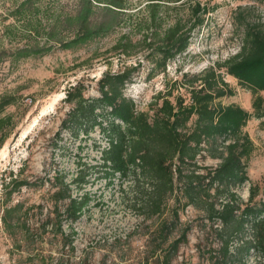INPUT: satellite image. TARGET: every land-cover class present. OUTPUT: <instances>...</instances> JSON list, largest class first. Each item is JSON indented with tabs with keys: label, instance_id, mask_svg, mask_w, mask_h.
Listing matches in <instances>:
<instances>
[{
	"label": "trees",
	"instance_id": "1",
	"mask_svg": "<svg viewBox=\"0 0 264 264\" xmlns=\"http://www.w3.org/2000/svg\"><path fill=\"white\" fill-rule=\"evenodd\" d=\"M45 1L60 2L24 0L11 12L20 26L11 25L7 30L21 32L28 39V44L12 55L15 63L43 57L57 47L76 50L109 36L125 22L130 2L75 0L73 13L55 9L49 24H44L41 5ZM149 1V20L143 22L140 32L145 35V46L152 48L149 39L161 20L162 0ZM258 1L264 4V0ZM213 11L197 4L192 9L196 22L185 36L181 34V24L164 31L155 49V56L160 57L159 67L165 71L169 60L189 48L194 29L205 22L202 15ZM118 47L124 49L126 56H133L138 44L131 36H124ZM6 55L7 52L0 51L1 59ZM137 69L106 73L99 82L100 96L96 98H87L82 84L68 90L65 102L72 108L62 122V131L76 137H90L99 131L102 141H106L101 158L96 164L80 160L71 179L58 169L52 176L37 177L35 181L21 178L24 169L18 175L11 172L3 178L6 208L2 222L6 232L30 233V219L43 215L42 205H10L13 196L25 187L50 186L53 210L42 222V230H38L41 235L52 233L65 238L69 237L65 225L72 227L79 222L91 205V196L86 192L91 179L105 180L106 185L118 179L129 183V188L141 198L138 211L145 219L166 217L157 229L161 241L154 252L155 264H174L181 247L188 243L192 228L181 221V212L188 208L203 215L205 230L209 229V235L220 245V255L213 264H248L249 257L254 258L255 264H264V193L257 201L261 189L252 185L247 203L238 194L250 181L246 161L255 150L245 129L251 119H256L264 131V28H246L241 51L225 62L196 75L186 74L181 87L187 88L189 102L169 91L157 96L149 111L139 110L135 101L125 95ZM223 70L252 93L253 112L220 102L235 94ZM17 104L16 96L0 95V151L19 123L14 115L3 114ZM207 158L219 160L220 164L216 168L204 166L201 163ZM72 231V236L76 235L73 228ZM176 231L179 237L174 235Z\"/></svg>",
	"mask_w": 264,
	"mask_h": 264
},
{
	"label": "rangeland",
	"instance_id": "2",
	"mask_svg": "<svg viewBox=\"0 0 264 264\" xmlns=\"http://www.w3.org/2000/svg\"><path fill=\"white\" fill-rule=\"evenodd\" d=\"M23 1L0 0V51L7 52L4 60L0 57V95L7 93L18 98L17 106L8 108L3 116L12 114L19 121L0 151V264H137L147 260L155 264L157 254L154 252L161 241L157 229L166 217L147 220L140 215L138 200L141 198L129 188V183L116 179L113 184L106 185L105 180L92 178L86 189L92 199L91 205L79 222L72 227L65 225L69 237L63 238L52 233L41 235L38 230L53 210L50 186L43 189L25 187L13 196L10 205H42L44 210L43 215L30 219V233L8 234L2 222L6 208L1 186L3 178L9 177L11 172L18 175L24 169L21 178L35 181L37 177L52 176L58 169L64 170L71 179L80 160L94 164L100 160L106 141H102L99 131L90 137H76L62 131V122L72 108L65 99L73 86L82 84L86 97L96 98L100 96L99 82L106 73L137 67L125 88V95L135 101L139 110L149 111L157 96L169 91L189 102L187 88L181 87L184 76L199 74L238 54L244 45L246 28H264V4L258 0H162L159 5L161 20L149 39L153 47L148 48L140 29L143 22L149 20L147 6L150 1L130 0L125 22L109 36L76 50L57 47L43 57L15 63L12 55L18 48L25 47L28 39H24L21 32H10L7 27L20 26L11 12ZM197 4L215 11L202 15L205 22L194 29L189 48L169 60L164 71L157 64L160 57L155 56L159 40L166 29L178 24L184 26L181 34L185 36L196 22L192 9ZM41 7L44 24H49L55 9L73 13L75 0H60L57 4L45 1ZM124 36H131L138 44L133 56H126L124 49L118 47ZM221 72L235 94L220 102L226 106L236 104L253 112L252 93L225 70ZM245 131L255 145L254 153L246 161L250 181L238 190L247 203L252 185L261 189L257 201L264 193V131L256 119L249 121ZM201 164L216 168L220 161L207 158ZM202 218L203 215L193 208L181 212L182 223L192 230L174 264H213L218 260L220 245L209 235V229L205 230ZM72 228L76 232L74 236ZM174 235L179 237L178 232ZM248 264H255L253 257L248 258Z\"/></svg>",
	"mask_w": 264,
	"mask_h": 264
}]
</instances>
